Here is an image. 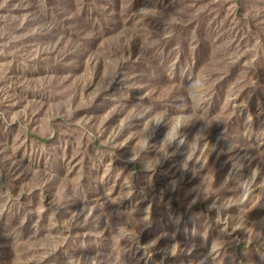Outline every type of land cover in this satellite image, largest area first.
Masks as SVG:
<instances>
[{
  "label": "rangeland",
  "instance_id": "1",
  "mask_svg": "<svg viewBox=\"0 0 264 264\" xmlns=\"http://www.w3.org/2000/svg\"><path fill=\"white\" fill-rule=\"evenodd\" d=\"M0 264H264V0H0Z\"/></svg>",
  "mask_w": 264,
  "mask_h": 264
}]
</instances>
